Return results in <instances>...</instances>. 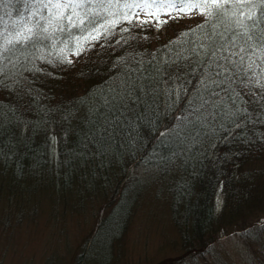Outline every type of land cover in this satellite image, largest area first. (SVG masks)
<instances>
[{
  "label": "snow or ice",
  "instance_id": "obj_1",
  "mask_svg": "<svg viewBox=\"0 0 264 264\" xmlns=\"http://www.w3.org/2000/svg\"><path fill=\"white\" fill-rule=\"evenodd\" d=\"M193 12L201 23L147 58H117L119 70L77 104L40 107L36 123L48 126L50 155L56 158L59 144L73 137L72 154L84 162L113 148L132 153L147 134L149 159L167 168L221 144L264 143V0H0V163L13 155L16 137L34 129L20 102L24 95L32 106L38 102L26 74L44 72L39 63L70 66L68 53L81 55L119 24L160 28L167 23L161 15ZM130 30L120 29L124 43L135 38L123 35ZM54 113L59 136L50 126ZM248 238L264 252V227Z\"/></svg>",
  "mask_w": 264,
  "mask_h": 264
},
{
  "label": "trees",
  "instance_id": "obj_2",
  "mask_svg": "<svg viewBox=\"0 0 264 264\" xmlns=\"http://www.w3.org/2000/svg\"><path fill=\"white\" fill-rule=\"evenodd\" d=\"M184 16H168L160 28L151 23L142 27L136 20L134 27L126 22L119 24L114 35L107 40H93L81 55L68 53L70 66L52 67L38 62L44 72L26 74L32 81L26 87L33 89L32 96H37L38 102L32 106L31 97L24 95L20 111L32 121L34 129L17 136L13 155L0 163V207L6 210L0 224L14 220L20 225L25 221L28 227L42 216L40 211L45 207L49 210L45 219L50 222L65 223L64 218L74 212L87 219L93 212V223L77 246L72 264H115L138 203L154 186L165 193L170 219L183 243L212 240L222 226L264 215V143L221 144L161 168L155 159H149L154 155L153 145L145 134L144 143L135 152L113 148L107 157L84 162L72 154L78 147L74 137L59 144L57 157L53 158L46 142L48 126L36 123L42 120L41 106L56 110L75 105L90 91L100 89L119 70L113 67L117 58L136 53H144L147 58L203 20L201 16ZM129 27L130 32L123 35L135 38L124 43L120 29ZM4 96L0 93V100ZM56 115L50 126L59 136L61 126ZM10 227L12 231L14 226ZM64 232L62 227L58 235Z\"/></svg>",
  "mask_w": 264,
  "mask_h": 264
},
{
  "label": "rangeland",
  "instance_id": "obj_3",
  "mask_svg": "<svg viewBox=\"0 0 264 264\" xmlns=\"http://www.w3.org/2000/svg\"><path fill=\"white\" fill-rule=\"evenodd\" d=\"M140 16L151 18L144 13ZM199 16L193 12L191 18ZM167 17L160 16L164 20ZM158 188L154 186L151 193L145 195L147 198L140 199L115 264H167L178 260L190 264H253V261L264 264V252L259 251L261 244L248 238L264 227L258 225L264 215L222 226L212 240L183 243L170 219L165 193ZM43 209L42 216L28 227L25 221L20 225L14 220L8 225L0 224V264H72L77 246L93 223V212L87 219L74 212L64 218L66 222L63 223L46 220L49 210ZM5 211L0 207V217ZM10 226H14L12 231ZM62 227L65 232L58 235Z\"/></svg>",
  "mask_w": 264,
  "mask_h": 264
}]
</instances>
